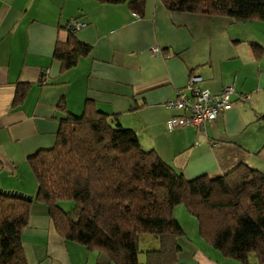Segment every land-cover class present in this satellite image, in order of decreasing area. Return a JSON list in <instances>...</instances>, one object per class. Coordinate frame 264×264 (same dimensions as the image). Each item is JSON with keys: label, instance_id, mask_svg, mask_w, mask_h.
I'll list each match as a JSON object with an SVG mask.
<instances>
[{"label": "crops", "instance_id": "0c3cea01", "mask_svg": "<svg viewBox=\"0 0 264 264\" xmlns=\"http://www.w3.org/2000/svg\"><path fill=\"white\" fill-rule=\"evenodd\" d=\"M71 18L85 23L74 37L91 48L62 71L53 54L66 41ZM153 46L159 53H150ZM193 74L213 94L233 86L231 104L205 130L168 129L167 120L180 112L165 103ZM22 83L29 87L16 101ZM86 101L133 129L145 150L188 179L216 177L240 162L264 173V22L173 12L159 0H145L141 13L98 0H0V187L32 196L22 230L27 264H113L63 239L46 204L34 200L28 157L54 144L65 116L60 102L80 115ZM181 208L174 215L187 221H180L176 264H241L205 243ZM142 239L143 250L158 248L152 236Z\"/></svg>", "mask_w": 264, "mask_h": 264}, {"label": "trees", "instance_id": "16d2710c", "mask_svg": "<svg viewBox=\"0 0 264 264\" xmlns=\"http://www.w3.org/2000/svg\"><path fill=\"white\" fill-rule=\"evenodd\" d=\"M98 1L126 3L139 13L145 3ZM159 1L173 12L264 22V0ZM66 28L68 37L57 42L53 54L62 71L76 65L91 48L74 37L68 24ZM28 87L20 85L16 101L22 100ZM58 107L65 116L59 120L54 144L29 156L28 163L37 186L34 200L46 204L63 239L103 253L113 264H176L184 229L174 210L182 206L195 219L204 242L223 257L241 264H264L262 171L240 162L216 177L202 174L188 179L154 150H145L133 129L110 119L92 102H85L80 115L61 102ZM61 201L73 205L66 210ZM31 203L24 195L0 187V264H27L22 230ZM143 235L155 238L158 248L141 249Z\"/></svg>", "mask_w": 264, "mask_h": 264}, {"label": "built area", "instance_id": "2783aa9c", "mask_svg": "<svg viewBox=\"0 0 264 264\" xmlns=\"http://www.w3.org/2000/svg\"><path fill=\"white\" fill-rule=\"evenodd\" d=\"M85 23L77 19L68 20V26L73 30L82 28ZM151 54L159 53V48H150ZM200 75H190L186 86L176 90L175 97L168 100L165 105L178 110L180 113L172 115L166 122L168 129L192 126L197 130H205L208 123L227 109L231 102L230 96L234 92L233 86H225L218 94H213L202 86ZM247 99V95H240Z\"/></svg>", "mask_w": 264, "mask_h": 264}, {"label": "rangeland", "instance_id": "374dc122", "mask_svg": "<svg viewBox=\"0 0 264 264\" xmlns=\"http://www.w3.org/2000/svg\"><path fill=\"white\" fill-rule=\"evenodd\" d=\"M60 205L62 206V208H64V209H69L72 205H73V203L71 202V201H61L60 202ZM183 208V207H182ZM182 208H181V210H182ZM183 212V211H182ZM183 214H184V212H183ZM178 219H179V222L180 221H182L181 223H183V225H184V222H185V220H186V217L185 216H183V215H180V217H178ZM182 219V220H181ZM187 221V220H186ZM145 237H150L151 238V236L150 235H143L142 237H141V239H140V248L141 249H143V248H146V244H144V241H143V239L142 238H145Z\"/></svg>", "mask_w": 264, "mask_h": 264}, {"label": "water", "instance_id": "95a60500", "mask_svg": "<svg viewBox=\"0 0 264 264\" xmlns=\"http://www.w3.org/2000/svg\"><path fill=\"white\" fill-rule=\"evenodd\" d=\"M7 192L9 193H13V194H17V195H20V196H25V198L28 200V201H32V196L31 195H27V194H24L23 192H18V191H14V190H6Z\"/></svg>", "mask_w": 264, "mask_h": 264}]
</instances>
